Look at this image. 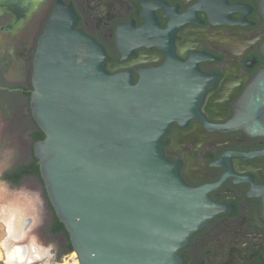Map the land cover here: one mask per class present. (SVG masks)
<instances>
[{
	"label": "flooded vegetation",
	"instance_id": "obj_1",
	"mask_svg": "<svg viewBox=\"0 0 264 264\" xmlns=\"http://www.w3.org/2000/svg\"><path fill=\"white\" fill-rule=\"evenodd\" d=\"M62 1L74 7L76 27L105 48L111 73L131 72L138 82L140 69L175 67L179 83L195 99L202 94L198 115L174 122L163 143L184 180L207 186L220 206L180 249L182 264H264V135L227 127L264 66L261 0ZM57 2L0 0V180L34 184L25 188L31 210L51 211L38 228L51 263L68 254V238L51 232L55 212L42 178L6 175L36 158L33 58Z\"/></svg>",
	"mask_w": 264,
	"mask_h": 264
},
{
	"label": "water",
	"instance_id": "obj_2",
	"mask_svg": "<svg viewBox=\"0 0 264 264\" xmlns=\"http://www.w3.org/2000/svg\"><path fill=\"white\" fill-rule=\"evenodd\" d=\"M77 19L58 0L33 58L30 105L45 134L34 154L49 201L80 264H182L180 249L220 206L163 143L174 122L198 115L202 94L175 67L140 69L138 82L111 73ZM227 127L264 135V66Z\"/></svg>",
	"mask_w": 264,
	"mask_h": 264
},
{
	"label": "crops",
	"instance_id": "obj_3",
	"mask_svg": "<svg viewBox=\"0 0 264 264\" xmlns=\"http://www.w3.org/2000/svg\"><path fill=\"white\" fill-rule=\"evenodd\" d=\"M0 158V174L2 172ZM17 186L0 180V190ZM19 193L3 194L0 191V253L2 264H56L45 258L46 244L40 243L38 233L39 210H31L27 199ZM25 202V203H24ZM10 208L13 210H4Z\"/></svg>",
	"mask_w": 264,
	"mask_h": 264
},
{
	"label": "trees",
	"instance_id": "obj_4",
	"mask_svg": "<svg viewBox=\"0 0 264 264\" xmlns=\"http://www.w3.org/2000/svg\"><path fill=\"white\" fill-rule=\"evenodd\" d=\"M45 134L44 132L38 128L37 131H35L33 133V138L34 140H39L41 138H44ZM37 158H35L32 162L28 163L27 165H23L20 168H18L17 170L12 171L11 173H8L6 175V179H11V180H15L16 182L21 181L25 176L27 175H33L35 177H41L40 174V169H39V165L37 164ZM51 232L54 234H58V233H65L67 235L68 238V234L66 232L65 226L64 224L59 220V218L56 216H54V222L51 226ZM67 251L68 253H71L73 251L72 245L69 241L68 238V243H67Z\"/></svg>",
	"mask_w": 264,
	"mask_h": 264
},
{
	"label": "rangeland",
	"instance_id": "obj_5",
	"mask_svg": "<svg viewBox=\"0 0 264 264\" xmlns=\"http://www.w3.org/2000/svg\"><path fill=\"white\" fill-rule=\"evenodd\" d=\"M2 142V140H1V138H0V158H1V160H2V157H3V153H4V144L3 143H1ZM8 158L9 157H6V159L8 160ZM8 163H9V161H7ZM31 185H33L34 186V184H31V183H29V184H25V185H23V186H21L22 188H19V187H17V189H18V191L17 192H13V191H9V190H14V189H12L11 187H10V189H9V187H8V189L6 188V187H4V188H2L0 191L3 193V194H10V195H14L15 193H19V194H21L23 197H25L26 199H27V197H29V195L26 193V191H25V188H27L28 190H29V188H31L30 186ZM39 187V186H38ZM27 190V191H28ZM36 190V189H35ZM32 191V190H31ZM39 191H40V189H39ZM24 198V199H25ZM25 203V202H24ZM13 210V209H10V208H4V210ZM48 212H51L50 210H39L38 211V213H39V215L37 214V217H38V228L41 226V224L43 223V219H42V221L40 220V222H41V224L39 223V219H40V215H42L43 214V216L44 217H46L47 216V214H48ZM40 229V228H39ZM38 229V230H39ZM65 233L64 234H62V237H64V238H66L65 237ZM37 236L39 237V235H38V233H37ZM68 254H70V253H68ZM66 255V256H65ZM66 259H70L69 257H67V254L65 253H63V255L58 259V263L59 264H61L62 262H64ZM56 262V263H57Z\"/></svg>",
	"mask_w": 264,
	"mask_h": 264
},
{
	"label": "built area",
	"instance_id": "obj_6",
	"mask_svg": "<svg viewBox=\"0 0 264 264\" xmlns=\"http://www.w3.org/2000/svg\"><path fill=\"white\" fill-rule=\"evenodd\" d=\"M67 257H69L72 260L76 259L78 261V264H80L78 255H77V253L75 251H72L70 254H67ZM1 259L2 258H0V264H2V260ZM57 264H59V263H57Z\"/></svg>",
	"mask_w": 264,
	"mask_h": 264
},
{
	"label": "bare ground",
	"instance_id": "obj_7",
	"mask_svg": "<svg viewBox=\"0 0 264 264\" xmlns=\"http://www.w3.org/2000/svg\"><path fill=\"white\" fill-rule=\"evenodd\" d=\"M2 257V254L0 253V258ZM61 264H78V261L76 259L72 260V259H66L64 262H62Z\"/></svg>",
	"mask_w": 264,
	"mask_h": 264
}]
</instances>
